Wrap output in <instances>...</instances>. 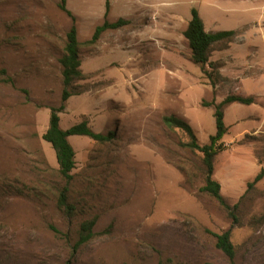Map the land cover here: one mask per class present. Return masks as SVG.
Returning <instances> with one entry per match:
<instances>
[{
    "label": "rangeland",
    "instance_id": "rangeland-1",
    "mask_svg": "<svg viewBox=\"0 0 264 264\" xmlns=\"http://www.w3.org/2000/svg\"><path fill=\"white\" fill-rule=\"evenodd\" d=\"M258 1L68 0L74 22L61 0H0V264H264V178L248 186L264 167ZM193 8L208 32L239 34L212 47L230 44L217 55L224 60L215 62L221 75L213 79L209 66L192 61L184 37ZM119 19L129 23L88 43L98 26ZM73 24L85 77L70 86L60 126L86 120L116 137L99 143L71 136L76 166L67 182L43 134L51 109L63 104L60 60ZM231 94L258 102L223 107L226 150L214 159L213 178L226 210L200 190L203 154L163 118L186 120L208 144L215 108L202 103ZM65 187L71 215L59 205ZM93 218L95 237L74 253L81 224ZM228 230L233 262L216 245V235Z\"/></svg>",
    "mask_w": 264,
    "mask_h": 264
},
{
    "label": "trees",
    "instance_id": "trees-1",
    "mask_svg": "<svg viewBox=\"0 0 264 264\" xmlns=\"http://www.w3.org/2000/svg\"><path fill=\"white\" fill-rule=\"evenodd\" d=\"M68 0H61L60 8L72 17L75 22V17L67 8ZM109 11V1L107 2V12ZM192 18L188 22L187 28L184 31V37L187 39L190 49L192 51L191 59L195 64L201 65L204 70L206 66H209L212 71L205 73L210 79L217 73L219 76L220 71L216 70L215 62L210 61V54L212 46L220 41L232 40L239 35L235 30L208 32L205 28V23L200 16L199 11L196 8L191 10ZM129 21L125 19H119L114 23L106 21L102 26H98L92 36V39L88 41L89 44H95L101 37V34L108 29H118ZM80 43L78 41V29L75 24L71 27L67 33V42L65 45V52L60 60L63 67V83L64 90L62 93L63 104L58 108H52L49 127L43 134V139L51 144L55 151L57 163L59 165V171L61 176L70 182L73 178V170L76 166V152L73 145L70 143L69 138L71 136H85L90 139L99 142L106 143L111 142L116 137V132L98 133L91 129L88 121L84 120L78 124L73 125L68 129H63L60 126V113L66 108L65 102L74 95L69 90L75 79H82L85 77L81 70V59L79 54ZM10 80V79H9ZM8 81V80H6ZM213 85L216 83L214 81ZM255 102L252 96H242L237 94H231L227 96L222 102L217 103L213 101L211 103L203 102L204 107L214 106V117L216 121V133L210 136L208 144L201 145L198 141L196 133L193 127L184 119L176 116H165L163 118L164 124L170 129H178L183 131L189 141L185 144L186 147L192 151H197L203 154V163L205 167V185L201 187L202 192H207L215 197L219 203L228 210V205L221 194V184L213 178L214 175V159L220 153L226 150V146L222 141L227 133V126L225 124V112L223 107L231 103H241L243 105H251ZM264 178V167L261 168L256 175L253 182L249 183V187H252ZM68 187H65L61 191L59 196V205L66 213L70 214L74 212L75 208L68 202ZM96 218L86 220L81 224L79 238L73 247L74 253L78 251L80 247L88 244L94 237V227L96 225ZM231 230L224 232L223 234H217V247L221 249L233 262L235 257V248L231 241Z\"/></svg>",
    "mask_w": 264,
    "mask_h": 264
},
{
    "label": "crops",
    "instance_id": "crops-1",
    "mask_svg": "<svg viewBox=\"0 0 264 264\" xmlns=\"http://www.w3.org/2000/svg\"><path fill=\"white\" fill-rule=\"evenodd\" d=\"M251 1V0H250ZM258 1V0H257ZM258 2H264L263 0H259ZM262 9H264V5L262 6ZM191 20V19H190ZM260 27H262V28H264V25H261ZM206 28V27H205ZM211 32H214L213 30H211ZM219 32V31H218ZM218 43V42H217ZM216 44V43H215ZM230 44H231V42H230ZM230 44H229V46L228 47H226V48H224V49H218L216 52L215 51H212V49H211V51H212V53L210 54V61L211 62H217V61H219V62H221V61H223L224 60V58H222V57H217V55L218 54H220V53H222V52H224V51H226V50H228L229 48H230ZM214 46V45H213ZM212 46V47H213ZM223 65H225V62L223 63ZM222 68H223V66H222ZM221 73V72H220ZM224 76V75H223ZM255 99V102H258V101H256V98H254ZM257 99H259V100H263L264 101V94H262V99H260V98H257ZM232 104H236V103H231V104H229V105H232ZM241 120H244V117L243 118H239V119H235V122H234V125L235 124H238L239 122H241Z\"/></svg>",
    "mask_w": 264,
    "mask_h": 264
}]
</instances>
